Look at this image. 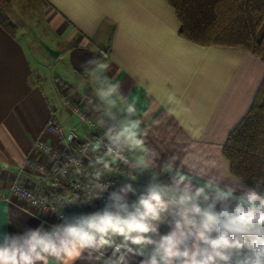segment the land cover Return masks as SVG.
I'll list each match as a JSON object with an SVG mask.
<instances>
[{
	"label": "crops",
	"instance_id": "0c3cea01",
	"mask_svg": "<svg viewBox=\"0 0 264 264\" xmlns=\"http://www.w3.org/2000/svg\"><path fill=\"white\" fill-rule=\"evenodd\" d=\"M22 1L41 9L47 36L41 45L49 56L44 62L51 65L50 77L39 60L32 62L26 35L12 20V3ZM0 10L16 25L11 34L0 24V193L15 180L47 192L46 185L38 186L39 179L28 170L20 173V167L28 156L50 163L33 143L41 137L59 144L44 130L51 108L63 125L77 124L61 101L63 90L68 89L89 115L103 118L89 103V98L97 100L95 87L81 67L93 57L105 63L103 75L112 77L124 96L135 101L145 147L159 154L158 172L171 174L166 165L176 156L177 164L186 161L185 171L207 168L218 174L226 165L224 183L236 178L222 149L263 81L262 59L238 46H202L181 37L166 0H6ZM43 44L58 55H50ZM42 223L49 229L62 221L26 201L0 200V234L23 233ZM159 230L167 233L169 223ZM140 259L134 258L132 264Z\"/></svg>",
	"mask_w": 264,
	"mask_h": 264
},
{
	"label": "clouds",
	"instance_id": "9594fccd",
	"mask_svg": "<svg viewBox=\"0 0 264 264\" xmlns=\"http://www.w3.org/2000/svg\"><path fill=\"white\" fill-rule=\"evenodd\" d=\"M81 67L95 87L96 102L89 98L93 110L112 121L102 124V138L85 146L92 153L103 148V153L89 162L94 171L83 202L102 199L106 192L107 200L94 212L71 219L61 216L63 222L49 229L42 223L23 233L0 234V264H75L77 260L132 264L136 257L141 258L139 264H264V177L253 186L239 178L225 184L226 165L218 174L207 168L185 171L186 161L177 164L179 158L173 156L166 165L171 174L162 179L156 170L159 154L145 147L141 136L135 101L124 96L112 77L103 75L106 65L101 59L90 58ZM72 139L67 136L65 143ZM136 152L142 155H126ZM117 162L128 165V181L149 173L146 190L138 192L126 182L109 192L110 184L102 183L101 177ZM71 163L81 162L71 158ZM129 194L136 199L130 200ZM79 199L58 197L60 208ZM165 222L170 230L162 234L159 229Z\"/></svg>",
	"mask_w": 264,
	"mask_h": 264
},
{
	"label": "trees",
	"instance_id": "16d2710c",
	"mask_svg": "<svg viewBox=\"0 0 264 264\" xmlns=\"http://www.w3.org/2000/svg\"><path fill=\"white\" fill-rule=\"evenodd\" d=\"M6 0H0V3ZM174 10L181 37L202 46H238L264 61V0H166ZM0 24L11 34L16 25L0 10ZM92 102H96L92 99ZM231 174L253 186L264 177V78L241 121L228 134L222 149ZM162 179L169 173L160 172ZM38 186H45L42 180ZM52 202L71 218L91 213L70 203L60 208L62 192L45 186ZM173 204L176 202L173 201ZM171 217H168L170 220Z\"/></svg>",
	"mask_w": 264,
	"mask_h": 264
},
{
	"label": "built area",
	"instance_id": "2783aa9c",
	"mask_svg": "<svg viewBox=\"0 0 264 264\" xmlns=\"http://www.w3.org/2000/svg\"><path fill=\"white\" fill-rule=\"evenodd\" d=\"M74 103L75 102L71 103V101L68 100L65 102V106L77 119L78 125H63L57 117L55 108H51L50 114L44 125V130L53 134L58 139L59 144L46 142L41 137L36 138L33 143L34 149L39 150L50 158V163H42L32 156H28L22 162L20 173L21 171L28 170V172L37 179L44 181L48 188L61 191L63 195H68L70 197L78 196L80 199L76 203L70 204L78 210L87 208L89 211L94 212L103 207L107 200L108 193L106 192L102 199H96L91 203L83 202L88 194L87 186L90 174L94 171V169L88 167V165L96 155H101L103 153V148L100 153H92L90 150L86 151L85 146L90 145V141L92 140L102 138V133L104 131L102 124L107 126L112 122L104 118L93 117L89 115L80 104ZM69 135H72L73 139L65 143ZM126 155L130 157L134 156L132 153H126ZM71 158H75L81 163L79 165L72 164ZM41 166L43 171L39 170ZM77 167L81 168L80 173L76 171ZM62 170H65L63 175L61 174ZM128 171V165L117 162L111 171L104 172L101 177V182L110 184L109 192L122 186L126 182L133 183V186L138 192L145 191L150 178L146 177L144 173H140L136 175L135 180L128 181L125 177ZM15 199L26 201L31 206L43 212L53 213L60 220L61 216L71 219L69 214L60 210L52 202L49 192L41 193L36 188L22 185L19 180H15L7 192L0 193V200L12 202ZM129 199L135 200L136 197L129 194ZM32 200H36L38 203L33 205Z\"/></svg>",
	"mask_w": 264,
	"mask_h": 264
},
{
	"label": "rangeland",
	"instance_id": "374dc122",
	"mask_svg": "<svg viewBox=\"0 0 264 264\" xmlns=\"http://www.w3.org/2000/svg\"><path fill=\"white\" fill-rule=\"evenodd\" d=\"M25 4L26 3L24 1L12 3V20L17 23L18 26L22 27V32L26 35V39H24V41L26 40L25 42H28V50L32 62L39 60L41 69L45 72L48 77H50L51 65H46L47 63L44 62V59H47V57L49 56L45 54L41 45V41H45L47 39V36L43 33L45 31L46 26L43 23L41 9L37 6H34L35 4ZM58 86L61 90H63L64 85L62 83L59 82ZM67 91L68 89H65L63 90V94L61 93L62 103L65 105V102L70 100L71 103L75 102L74 104H80L82 108H84V105L81 104L79 101L72 99V96H69ZM76 125H78V123Z\"/></svg>",
	"mask_w": 264,
	"mask_h": 264
},
{
	"label": "water",
	"instance_id": "95a60500",
	"mask_svg": "<svg viewBox=\"0 0 264 264\" xmlns=\"http://www.w3.org/2000/svg\"><path fill=\"white\" fill-rule=\"evenodd\" d=\"M43 47L46 49V51H48V53L52 56H56L58 55V53L56 51H54L53 49H51L50 47H48L46 44H43Z\"/></svg>",
	"mask_w": 264,
	"mask_h": 264
}]
</instances>
